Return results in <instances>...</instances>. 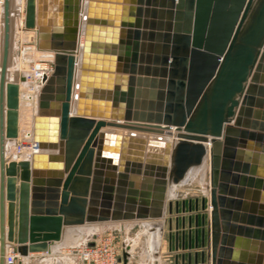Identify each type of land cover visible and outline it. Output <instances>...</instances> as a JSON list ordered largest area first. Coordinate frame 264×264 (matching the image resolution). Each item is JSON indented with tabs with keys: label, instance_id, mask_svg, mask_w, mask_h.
<instances>
[{
	"label": "water",
	"instance_id": "water-1",
	"mask_svg": "<svg viewBox=\"0 0 264 264\" xmlns=\"http://www.w3.org/2000/svg\"><path fill=\"white\" fill-rule=\"evenodd\" d=\"M20 2L23 30L54 52V71L33 119L41 152L6 158V139L19 133L20 87L8 80L13 0H2L0 264L8 249L51 254L67 227L132 220L137 209L146 218L154 190L153 217L168 215L169 253L183 251L173 264H264V0H78L82 46L79 22L67 41L46 34L58 0ZM153 31L159 54L146 61ZM206 162L209 195L181 208L166 203L168 189ZM18 169V230L9 223L7 236L5 202L12 212Z\"/></svg>",
	"mask_w": 264,
	"mask_h": 264
},
{
	"label": "crops",
	"instance_id": "crops-1",
	"mask_svg": "<svg viewBox=\"0 0 264 264\" xmlns=\"http://www.w3.org/2000/svg\"><path fill=\"white\" fill-rule=\"evenodd\" d=\"M55 1V0H52ZM59 3H51V11L49 12L51 18V24L48 26V31L46 34L49 36L57 35L63 37L64 41L69 40L74 31L77 29V22H79V34H78V44L84 42V36L81 34L82 30V14L85 13V9L81 4V7H78V0H58ZM87 0H84L86 3ZM48 2V0H47ZM49 5V4H48ZM67 8V11H65ZM79 8V12L76 9ZM25 2H20V0H13V39H12V49H11V58L9 62L8 69V80L10 82H15L19 84V133L17 139H6V158H12L16 145L25 137L23 125H25V116L29 112L31 106L29 102L33 101V117L37 114L38 110V97L40 88L34 93L29 92L31 84L29 82L22 83L21 77L24 76L21 68L25 63L33 64L36 61H41L40 57H49L53 59L54 53L49 49H40L38 46L37 33L33 31H22L25 37L28 38L27 44L25 46H20L17 41L16 29H18V18L23 22L25 17ZM24 14V15H23ZM3 8L2 0L0 1V64H1V53H2V41H3V24H2ZM61 22L60 24H55L54 21ZM153 21L159 25V16ZM18 34V33H17ZM147 42L146 51L144 53L145 60L152 59L155 60L156 55L159 54V33L158 31H153V38ZM50 42V41H49ZM53 53V54H52ZM79 76V75H78ZM7 103V101H6ZM7 108L5 111V116L7 113ZM73 114L75 113V106L72 107ZM72 114V115H73ZM6 122V117H5ZM32 125V124H31ZM33 127V125H32ZM31 127V131H32ZM106 128L101 129L100 133L106 132ZM165 140H173L170 138H160ZM222 146L219 149L220 159H222ZM252 164V163H251ZM253 165V164H252ZM203 168L193 169L185 182L179 186H173V189H168L166 196V203L170 200L173 201L174 205L179 202L180 208L182 203L192 200L193 205L196 199H201L202 197L209 195V175L210 172L208 167L204 165ZM260 166V165H257ZM20 169H18V182H17V200L14 204L13 211L11 212L10 202L6 200V235L8 236L9 223L14 222L15 233L17 234L18 230V216H19V180ZM67 176V175H66ZM146 177L141 175L138 177L139 185L145 184ZM157 192L153 191V197L151 199V205L146 207L148 215L146 218H137L138 209L133 213L136 216L132 220H122V221H107V222H92L86 223L85 225L67 227V231L60 243H54L51 245V254L48 253H36L30 254L29 257L21 258L18 256L15 249H8V251L13 250L17 254V260L15 264H20L22 261L23 264H83L78 256H76L72 251L90 245L93 243L97 235L108 232L115 231L119 238V243L121 245V255L119 258V264H125L123 259L124 252L128 251L130 253L129 258L127 259V264H173L174 256L178 253L175 252L173 247V253H169V240H168V229L166 226V212H164L163 218H154L153 214L156 211L153 203L155 201V196ZM125 201L124 206L127 205V196L124 197ZM250 208L251 201H245ZM90 206H88V211ZM99 211V209H98ZM165 211V210H164ZM126 214V210L123 211ZM17 240V237H16ZM15 244L17 245V241ZM29 246V243L26 244ZM173 246H175L173 242ZM240 252L239 249L236 250ZM180 249L178 254H182ZM172 258V260L169 258Z\"/></svg>",
	"mask_w": 264,
	"mask_h": 264
},
{
	"label": "built area",
	"instance_id": "built-area-1",
	"mask_svg": "<svg viewBox=\"0 0 264 264\" xmlns=\"http://www.w3.org/2000/svg\"><path fill=\"white\" fill-rule=\"evenodd\" d=\"M30 69L25 77L26 83L31 84L29 92L34 93L41 88L44 77L50 76L54 71V60L38 61ZM37 152L31 133H27L26 137L16 145L12 158L17 161L31 160ZM72 252L80 258L83 264H119L121 245L117 234L114 231H108L97 235L92 244L77 248ZM16 260L17 254L13 250L8 251L6 264H15Z\"/></svg>",
	"mask_w": 264,
	"mask_h": 264
},
{
	"label": "rangeland",
	"instance_id": "rangeland-1",
	"mask_svg": "<svg viewBox=\"0 0 264 264\" xmlns=\"http://www.w3.org/2000/svg\"><path fill=\"white\" fill-rule=\"evenodd\" d=\"M24 11H25V9H24ZM25 13V12H24ZM24 15V14H23ZM20 20H21V18H20ZM18 24V29H16V36H17V39H19L18 41H17V43H19V45L20 46H25L26 44H27V40H28V38L27 37H25L24 36V34L22 33V31H24L23 30V27L24 26H22V24H21V26H22V31H20L19 32V22L17 23ZM23 25H24V19H23ZM18 33V34H17ZM41 59H43V58H46L47 60L48 59H51V58H49V57H40ZM43 60H45V59H43ZM36 63H38V61H36V62H34L33 64H29V62L28 63H25L24 64V66L21 68V70H23L24 72H22V74H24V76L25 75H27V72H29L31 69V67L34 65V64H36ZM29 103H31L30 105L31 106H29L30 107V110H29V112L26 114V116H25V125H23V129L24 130H26V133L24 134V136L26 137V134L27 133H32V131H31V127H32V125H33V119H34V117H33V106H34V102L33 101H31V102H29ZM32 124V125H31ZM24 137V138H25ZM23 138V139H24ZM207 164H208V167H206V168H208L209 170V172H210V164L209 163H205L204 165H206L207 166ZM202 166V167H199V168H203V167H205V166ZM209 186H210V178H209ZM115 232V231H114ZM116 233V232H115ZM117 234V233H116ZM100 235V234H99ZM118 236V235H117ZM118 241H119V238H118Z\"/></svg>",
	"mask_w": 264,
	"mask_h": 264
},
{
	"label": "bare ground",
	"instance_id": "bare-ground-1",
	"mask_svg": "<svg viewBox=\"0 0 264 264\" xmlns=\"http://www.w3.org/2000/svg\"><path fill=\"white\" fill-rule=\"evenodd\" d=\"M22 18V17H21ZM19 22V32L20 31H22V26H21V24H22V20H20L19 18H18V21H17V23ZM55 22V24L57 25V24H60L61 22H59V21H54ZM83 45V42L80 44V46H82ZM54 53V52H53ZM52 53V54H53ZM54 55V54H53ZM77 57L80 59V54L78 53L77 54ZM53 60H54V57H53ZM80 74V72H79V70H78V75ZM77 93V92H76ZM105 131L107 132V131H111V129H105ZM120 133H122V134H129L130 132H128V131H121ZM137 135H140V136H145V137H147V138H170V139H173V137L172 136H168L167 134H165V135H155V134H142V133H136ZM161 140H164V141H169V140H165V139H161ZM172 141V140H171ZM219 149H220V146H215V150L217 151V152H219ZM38 152H41V151H38ZM170 189H173L172 187L170 188Z\"/></svg>",
	"mask_w": 264,
	"mask_h": 264
}]
</instances>
